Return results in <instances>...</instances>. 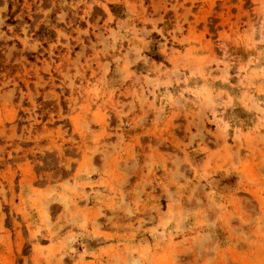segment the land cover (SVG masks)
<instances>
[{"label":"rangeland","instance_id":"rangeland-1","mask_svg":"<svg viewBox=\"0 0 264 264\" xmlns=\"http://www.w3.org/2000/svg\"><path fill=\"white\" fill-rule=\"evenodd\" d=\"M0 264H264V0H0Z\"/></svg>","mask_w":264,"mask_h":264}]
</instances>
